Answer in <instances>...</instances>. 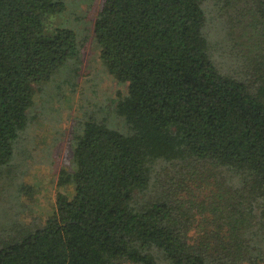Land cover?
I'll use <instances>...</instances> for the list:
<instances>
[{"label": "trees", "instance_id": "trees-1", "mask_svg": "<svg viewBox=\"0 0 264 264\" xmlns=\"http://www.w3.org/2000/svg\"><path fill=\"white\" fill-rule=\"evenodd\" d=\"M67 1L0 0L1 169L37 93L79 71L88 37L50 21ZM93 32L127 91L79 119L73 194L0 264H263L264 0H104Z\"/></svg>", "mask_w": 264, "mask_h": 264}, {"label": "rangeland", "instance_id": "rangeland-1", "mask_svg": "<svg viewBox=\"0 0 264 264\" xmlns=\"http://www.w3.org/2000/svg\"><path fill=\"white\" fill-rule=\"evenodd\" d=\"M103 1L68 0L63 12L51 16L53 27L87 36L88 45L78 72L62 69L37 93L29 110L31 123L16 141L12 161L0 168V243L24 224L44 223L56 210L58 191L73 194L72 185L58 182L63 169H72V134L79 119L127 91V84L106 70L95 43L93 27ZM109 124L124 127L120 119L109 118Z\"/></svg>", "mask_w": 264, "mask_h": 264}]
</instances>
